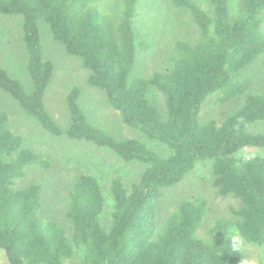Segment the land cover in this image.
<instances>
[{
  "label": "trees",
  "instance_id": "obj_1",
  "mask_svg": "<svg viewBox=\"0 0 264 264\" xmlns=\"http://www.w3.org/2000/svg\"><path fill=\"white\" fill-rule=\"evenodd\" d=\"M108 0H0V14L23 17V39L33 89L0 66V89L54 136L92 143L146 169L127 186L79 172L69 193L65 219L42 213L44 186L23 184L30 169L50 172L52 161L24 144L0 110V248L10 264H69L82 252V264H246L247 256L228 234L264 246V158L239 153L264 149V92L248 94L243 72L264 65V0H170L190 13L195 41L178 40L169 49L171 69L135 77L139 44L135 25L141 0H120L116 17ZM41 23L54 39L90 71L88 84L102 91L125 126L162 146L118 140L94 125L75 87L66 104L70 123L63 129L46 106L55 64L43 55ZM145 45V48H149ZM164 97V111L150 99ZM246 95V96H245ZM242 99L222 121L201 120L208 100L219 105ZM262 128H261V127ZM212 162V184L222 197L240 201L231 221H218L208 236L200 230L211 211L205 199H185L160 222L157 202L163 191L181 184L199 162ZM110 199V205L108 200Z\"/></svg>",
  "mask_w": 264,
  "mask_h": 264
},
{
  "label": "rangeland",
  "instance_id": "obj_2",
  "mask_svg": "<svg viewBox=\"0 0 264 264\" xmlns=\"http://www.w3.org/2000/svg\"><path fill=\"white\" fill-rule=\"evenodd\" d=\"M195 1L203 8L210 9L207 0ZM238 1L230 0L233 13ZM120 9V0L106 2V12L118 17ZM40 28L44 58L52 61L56 68L45 98L47 110L56 122L63 129L68 127L70 116L66 99L71 90L78 87L82 91L80 103L94 125L118 140L138 138L155 151L163 152L161 145L124 125L119 112L110 105L105 94L88 84L91 73L83 67L82 61L66 52L65 46L54 39L47 24L41 23ZM135 30L138 43L143 45L142 48L139 46L133 78L151 77L156 72L164 73L171 69L169 49L178 40L193 42L197 35L190 13L176 8L170 0H141ZM145 45L150 47L145 48ZM28 62L29 55L23 39V17L0 14V66L7 69L14 78L21 81L28 92H31L33 84L28 72ZM242 78L249 79L252 83L248 94L264 92V65L260 62L246 69ZM243 98L244 96L226 105H219L216 98L212 97L202 109L201 120H224L240 106ZM150 99L164 111L165 100L160 93L151 94ZM0 110L9 114L12 130L23 137L26 147L52 161L50 172L30 169L23 181L24 185L38 182L44 186L42 213L45 216L65 219L69 207L70 187L79 172L96 175L107 195L112 178L121 177L129 186L137 181L146 169L145 165L139 162L124 161L106 148H99L85 141L71 140L66 136L52 135L1 89ZM243 155L264 158V149H246L239 153V156ZM212 177V162H199L181 184L164 190L163 196L157 202L160 222L178 202L193 198L205 199L211 206V211L200 230L201 236H208L216 222L231 221V210L238 208L240 201L233 197L220 196L212 184ZM108 204L110 205V199ZM228 234L246 254V264H264V246L246 242L235 227H230ZM81 259L82 252L78 251L69 264H82ZM0 264H10L1 248Z\"/></svg>",
  "mask_w": 264,
  "mask_h": 264
}]
</instances>
